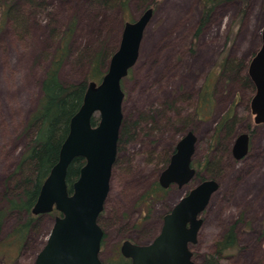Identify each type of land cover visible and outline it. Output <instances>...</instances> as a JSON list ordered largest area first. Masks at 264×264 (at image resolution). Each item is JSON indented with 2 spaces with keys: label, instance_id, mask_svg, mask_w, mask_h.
Listing matches in <instances>:
<instances>
[{
  "label": "rangeland",
  "instance_id": "374dc122",
  "mask_svg": "<svg viewBox=\"0 0 264 264\" xmlns=\"http://www.w3.org/2000/svg\"><path fill=\"white\" fill-rule=\"evenodd\" d=\"M5 1L10 13L0 23V207L5 204L6 180L16 170L32 138L33 133H27L26 127L40 102L43 78L63 43L69 22L76 18L77 26L70 43V55L67 59L65 57L59 76L63 83L74 84L85 80L92 54L103 50L104 67H108L111 55L118 49L125 23L138 19L153 0H130L127 12L114 6L102 10L93 0ZM200 4L201 0H160L154 8L151 23L144 32L140 58L123 79L126 95L122 109L124 133L129 135L131 132L134 141L139 137L137 130L141 136L150 133L146 110L152 104L163 107L167 101L176 100L193 114L199 87L209 72L218 69L225 58L228 64L238 63L236 71L225 73L216 80L218 105L211 120L198 127L196 121L190 119L183 124L181 119L185 122L186 118L173 115V126L168 125L166 131L159 132L165 135L164 139L177 141L189 125L201 141L197 144L195 161H200L202 149L206 145L209 147V143L203 141L211 137L221 122V115L233 105L240 111L252 99L254 87L242 78L247 75L249 62L261 47L264 27V0H249L243 13V3L231 1L216 6L209 22L195 38L201 20ZM98 41L103 42L101 48ZM189 74L191 78L187 83ZM186 83L188 87L183 88ZM135 106L142 109L138 129L134 125L138 119V114L133 111ZM168 117L172 118L170 112ZM248 123V120L239 119L231 128H223L220 140L232 147L236 135L246 131ZM162 124L166 123L163 121ZM254 129L256 132L248 157L238 162L228 159L226 168L218 177L220 187L211 199L199 235V262L203 261L202 254L215 250L213 243L227 228L236 224L242 250L236 259L223 263L264 264V126ZM132 141L128 144L122 142L105 205L109 212L116 203L120 211L114 215L113 226L107 224L106 213L100 223L107 231L102 249L106 258L123 236H131L141 243L149 242L158 233L156 224L165 208L161 203H154L150 213L152 231L148 235L132 233L131 226L137 223V228L140 225L137 221L142 209L137 201L156 177L151 163L152 142ZM206 156L212 162L208 170L200 171L203 177L218 173L215 170L220 167H216L215 161L218 163L222 159L218 150L209 151ZM129 159L133 160V169L122 174L121 165ZM176 192V195L171 194L175 200L185 194L186 188L176 189ZM18 218L20 216L13 214L5 219L0 240L12 231ZM54 223L55 213L44 214L37 218L24 245L0 246L8 262L34 264Z\"/></svg>",
  "mask_w": 264,
  "mask_h": 264
},
{
  "label": "water",
  "instance_id": "95a60500",
  "mask_svg": "<svg viewBox=\"0 0 264 264\" xmlns=\"http://www.w3.org/2000/svg\"><path fill=\"white\" fill-rule=\"evenodd\" d=\"M154 12L153 7L147 8L138 19L125 23L107 72L100 82L88 84L82 106L70 121L59 160L43 183L32 210L34 215L54 210L61 213L55 217L47 243L34 264H111L100 260L104 230L99 225V217L109 196L112 168L118 153L124 116L122 82L140 58L144 32ZM261 39V47L248 67L256 89L250 107L257 125L264 124V27ZM94 119L97 123H93ZM196 140L192 131L180 140L177 153L160 178L164 187L174 181L181 186L192 179L195 169L190 168V164ZM248 151L249 134H240L233 155L241 159ZM77 157L84 158L86 163L70 190L68 171ZM218 186L216 179H207L195 186L165 217L163 229L153 242L136 245L127 240L121 247L123 255L131 258L133 264H194L190 260L188 242L197 240L202 226L200 216Z\"/></svg>",
  "mask_w": 264,
  "mask_h": 264
},
{
  "label": "trees",
  "instance_id": "16d2710c",
  "mask_svg": "<svg viewBox=\"0 0 264 264\" xmlns=\"http://www.w3.org/2000/svg\"><path fill=\"white\" fill-rule=\"evenodd\" d=\"M93 1L102 7V10L108 6H114L127 12L130 0ZM231 1L243 3V13L249 0H201V20L196 30L197 33L195 34V38L198 37L202 32L201 29L209 22V17L216 6ZM159 3L160 0H153L146 9L151 7L155 8ZM9 13L10 11L6 1L0 0V23L9 16ZM238 22L239 21L233 24L232 32L235 30ZM76 23V18H73L69 22L67 29L64 31L63 43L57 50L51 65L46 71L42 81V97L37 108L31 114L26 127L27 133H33L32 138L16 170L6 180L7 187L3 192L5 204L0 207V231L3 229L4 221L8 216L16 214L20 216V218L17 219L12 231L5 238L0 240L1 247L5 244L7 246L11 244L22 246L26 242L38 218V216L34 215L32 212L33 207L38 199L43 183L59 160L60 149L69 133L70 121L82 106L88 84L91 81L100 82L101 78L108 70L104 67L106 64L104 62L105 57H103V50H101L89 57L90 71L83 82L65 84L61 81L59 70L64 63L65 57L67 59L70 55L72 49L70 43L74 37L73 35L77 26ZM99 41V48H101L103 42ZM227 64L228 62L224 59L220 66L223 69ZM237 64L236 62L228 64L226 73H230L234 70L236 71ZM242 79L245 82H251L248 74ZM93 123H97V121L94 119ZM121 133V137L132 136L130 135L131 132H129V135L126 132L124 133V126ZM85 163L86 161L84 158L77 157L70 165L67 176L70 190L73 183L78 179L80 175L79 171ZM53 213L59 214L60 212L55 210ZM218 246L222 251L230 247L234 249L239 248L237 246V236L235 235L234 227H231L223 240L218 241ZM215 260L214 256H210V260L207 264H216ZM0 264H10L6 258L5 252L1 249Z\"/></svg>",
  "mask_w": 264,
  "mask_h": 264
},
{
  "label": "flooded vegetation",
  "instance_id": "af4514ba",
  "mask_svg": "<svg viewBox=\"0 0 264 264\" xmlns=\"http://www.w3.org/2000/svg\"><path fill=\"white\" fill-rule=\"evenodd\" d=\"M133 21V20H132ZM225 60L228 62V60L225 58ZM138 62V61H137ZM135 66V65H134ZM133 66V67H134ZM132 67V69H133ZM249 67V66H248ZM190 68V67H189ZM228 68V64L225 65V67H223V69L221 68V66L218 67V69L212 70L209 72V74L206 77V80L203 84L200 85V90L198 92V94L196 95V103L193 109V114H190L189 111H187L186 108H183L182 105L178 104L177 101L175 100H171V101H167L166 103H164V106H156V105H151L150 107L147 108L146 113H148V120L147 122H149L150 124V128L148 129V131L150 132L149 135H145V136H141V132L140 130H137L138 132H136L137 134H139L137 138L133 140V138H131L132 136H124L121 137V132H122V128L125 123L124 121V116H123V121H122V128H121V132H120V139L118 142V153L120 151V147L122 146V142H124L125 144H128L130 141H132V143H136L137 141H140V143L144 142V141H149L152 142V147L153 150L151 152V163L153 165V170H154V174H156V177L153 180V183L149 186V188L144 192V194H142L139 198V200L137 201L138 205L141 207L142 212H141V218L137 221L140 223L139 227L135 228L137 226L136 224H133L131 226L132 228V233H142V234H149L152 231V224H151V217H150V213L152 211V207L155 205L154 203H161L164 205V209L161 212V216L160 219L157 222V227H158V233L154 235V237H152L151 240H149V242L147 243H141L139 241L134 240L131 236H123L119 243L118 246L115 248V250H113L111 252V254L109 255V257H103V253L102 249L104 246V239H105V235L107 233V231L104 229V227H101V221L104 218V213H106L105 219L107 224H109V226H113L114 221H115V217L114 215L116 214V211H120L119 206L114 203L113 204V209H111L109 212H107V208H106V202L110 196V191L108 193V198L104 204V210L102 211L100 217H99V225L101 227V229L104 230V236L102 239V245H101V249H100V260L102 263H111V264H133L131 258L129 257H125L121 251V247L122 245L128 240L130 242H132L133 244H140V245H148L149 243L153 242L157 236L160 235L162 229H163V225L165 223V217L171 213V211L173 210V208L178 204V202L185 196H187L191 190L197 186L198 184L204 182V180L207 179H216L219 183V186L217 188V191L220 187V181L218 178L219 175L222 174L223 169L226 168V163L229 160L232 159L233 162H238L241 160H245V158L248 157L249 155V151L251 150V140L253 139V136L255 135V129L259 126H264V124H259L257 125L255 123L254 120V115L252 113V108L250 107L251 105V101L252 99L247 103V105H245L244 108H242L240 111L237 110L235 108V105H233L232 107L229 108V110L227 112H224L223 115H221V118L219 119L221 122L220 124L215 127V129L213 130V134L211 135L210 138L205 139L203 142L209 143V147H207V145L202 149L201 151V156L202 159L200 161H195V155L197 152V147L201 141L198 138V135L195 133L194 130L190 129L189 125L187 129L181 138H179V140L174 141V139H171V141H169V139H164L165 135L159 134V132H164L167 129V126H173V124L171 123V120L174 119L173 115H175L176 117H183L185 119V122L183 119H181V123L183 124H187V120H190L192 122H197L198 127L202 126V124L206 123L207 121L211 120L213 118V116H215L214 113V109L215 107H217L218 105V100L215 98V94L217 93V87H216V80L218 77L222 76L223 74L226 73V69ZM131 69V70H132ZM131 73V71L129 72V74ZM220 74V75H219ZM247 74H248V69H247ZM249 75V74H248ZM191 75H188V78L186 79L187 83L190 80ZM250 77V76H249ZM124 81V80H123ZM251 81V79H250ZM98 82V81H97ZM187 83L183 86V88H186ZM252 83V81H251ZM123 84V83H122ZM253 84V83H252ZM188 87V85H187ZM255 87V85H254ZM123 88V86H122ZM256 91V89H254ZM124 91V90H123ZM204 92H205V96H204ZM255 94V93H254ZM126 95V92H125ZM125 99V98H124ZM187 100V99H186ZM124 101V100H123ZM136 107V106H135ZM141 110L138 107L133 108L134 113L138 114V119L137 121H135V127L140 128V115H141ZM204 110V112H203ZM169 112L171 113V117H168ZM186 114V115H185ZM190 114V115H189ZM147 115V114H146ZM166 116V117H165ZM246 117V118H244ZM239 119H245L248 120V127L247 130L241 133H238L235 137V140L233 141V145L232 147H229L227 144H223V141L220 140V132L221 130L224 128H231L234 124H236L237 121H239ZM251 119L254 121V125L252 124ZM163 121L166 123L165 125H163ZM225 121V122H224ZM195 122V123H196ZM224 122V124H223ZM232 125V126H231ZM184 127V126H183ZM193 132L196 135V148L195 151L192 155V161L190 164V168H194L195 169V174L192 177V179L181 185L177 182H171L169 184V186L164 187L162 185V182L160 181V178L162 176V174L164 173V171L167 170V168L169 167L171 161H172V157L175 156V154L178 151V144L180 142V140L186 136V134L188 132ZM140 132V133H139ZM243 133H247L249 134V151L247 153L246 156H244L241 159H236L235 156L233 155V148L235 145V141L237 139V137L240 134ZM135 135V134H134ZM204 139V138H203ZM202 139V140H203ZM129 140V141H128ZM214 145V147H213ZM218 150V152H220L221 154V161H219L217 163L218 160L215 161L216 163V167H220L219 169L215 170L218 173H216L215 175H208V176H200V171L201 170H208V166L211 164V162L208 159V156H206V154L211 151V152H216ZM229 150V151H228ZM118 153H117V157H118ZM116 157V162L113 165L112 168V177H111V181L113 178V174H114V168L117 167L118 164V160ZM258 155L256 156V159H254L255 161L257 160ZM125 161H126V165H125ZM122 165H121V171H123L122 174H124L126 171L125 170H129L131 171L133 169L132 167V162L133 160L129 159V160H125ZM231 161V162H232ZM249 166H251L249 164ZM111 183V182H110ZM111 188H112V183H111ZM110 188V190H111ZM181 188H186V192L184 195H182V197L178 198L177 200H175L176 197L172 196L171 194L174 192V194L176 195V189L181 190ZM216 191V192H217ZM216 192L212 195V197L216 194ZM170 195L172 196V198H170ZM211 197V199H212ZM211 199L209 200V204L207 205V207L205 208V210L202 212L201 214V218H202V226L199 229L198 233H197V240L194 242L190 241L188 242V248L190 250V252L192 253L190 260H192V262L194 264H207L208 261L210 260V256H214V258L216 259L215 262L216 264H224V261H229L230 259H236V255L239 254L242 250V246H240L239 243V235H237V229H238V225H231L229 226V228H227V230L224 232L223 235H221L222 237L219 238L217 241H215L213 243V247L215 248V250L213 252H209L206 255L202 254V262L198 261V257H199V252H200V248H199V241H200V231L202 229V227L204 226V223L206 221V217L208 214V208L211 204ZM55 211V210H54ZM53 211V212H54ZM52 212V213H53ZM144 212V213H143ZM143 213V214H142ZM57 215H61V213L59 214H55V217ZM205 215V216H204ZM38 218L42 215H37ZM264 225V224H263ZM186 226L188 228L191 227L190 223H187ZM122 227V226H121ZM127 226H124L123 228H126ZM231 227H234V231H235V235L237 236V246L239 247L238 249H234V248H228L225 251L220 250V247L218 246V241H221L225 238L226 234L230 231ZM203 253V252H202ZM39 254V253H38Z\"/></svg>",
  "mask_w": 264,
  "mask_h": 264
}]
</instances>
